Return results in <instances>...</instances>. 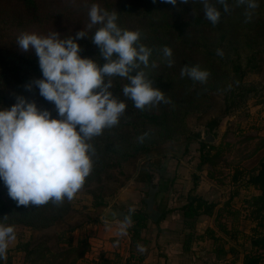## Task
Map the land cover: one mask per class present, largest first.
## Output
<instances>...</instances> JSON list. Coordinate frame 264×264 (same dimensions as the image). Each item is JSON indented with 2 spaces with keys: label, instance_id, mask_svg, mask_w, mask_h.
I'll return each mask as SVG.
<instances>
[{
  "label": "trees",
  "instance_id": "1",
  "mask_svg": "<svg viewBox=\"0 0 264 264\" xmlns=\"http://www.w3.org/2000/svg\"><path fill=\"white\" fill-rule=\"evenodd\" d=\"M0 1L12 5L23 13V17L13 16V20L16 21L15 26L27 24L41 30L48 28L44 35L56 31L61 38H75L78 31H83L86 37L76 41L81 48V57L91 58L100 65L104 63L98 46L91 40L99 25L92 29L88 26L82 29L79 27V30L65 27L66 23L59 26L51 25L69 16L71 4L57 3L50 6V0ZM82 1L85 5L81 8L85 9L86 13L89 11L86 8H90L93 3L103 5L102 9L116 12L117 24L121 29L140 32V43L152 49L148 66L142 65V68L148 78L153 80L154 87L163 91L166 98L171 100L169 104L160 103L141 111L134 106L132 100L123 95V86L128 81L119 76L112 77L113 86L110 90L118 100L126 103V110L116 126L106 128L102 135L90 141L95 149L92 156L93 170L82 188H87L88 184L111 166L106 160L119 162L129 157H137L139 154H145L146 158H149L151 154L163 149L161 142L166 139L176 141L183 137L185 145L189 144L194 139L186 122L187 117L193 112L201 115L219 107L218 112L226 115L239 109L251 98L264 108V0H257L259 7L254 10L248 22H245L243 6L234 7V0H228L231 10L227 13L223 11L222 5L217 4L221 17L216 25L205 18L201 0H189L188 4H181L180 0H177L175 6L162 0ZM212 2L215 3V0ZM73 9L74 7H72L73 12L78 13V10ZM5 26V23L0 21V108H10L16 103V96H23L28 102H34L38 109L49 110L53 117H57L55 105L40 96L39 89L35 85L30 91L26 89L27 84L42 78L35 50L22 51L16 43L17 37L9 35ZM164 46L172 49L174 60L172 67L168 66L161 52ZM217 49L222 50V56L217 55ZM185 65L190 67L198 65L202 70H207L210 73L207 82L201 84L187 76L181 77L180 72ZM251 75H258L259 78H250ZM217 123L218 116L206 121V128L212 132ZM194 134L195 141L200 144L196 168L205 171L208 177L217 180L218 183L219 179L215 175L216 171L214 172L218 165L213 159L219 154V146L205 141L197 133ZM141 136H144L143 141L139 139ZM212 149H215L213 153L210 152ZM158 154L164 156L163 152ZM171 157L178 159L175 154ZM147 165L151 166V164ZM158 171L159 191L169 194V191L172 192V178L166 177L165 166L159 165ZM242 172L244 175H241ZM138 175L139 181L146 183L151 182L153 177L151 171H144L142 168L139 169ZM199 178V174H192V185L186 194L181 196L178 205L172 207L167 204L165 206L168 209L162 211L164 216L166 212L178 210L176 215L184 230L182 238L184 250L189 248L191 241V233L185 232L186 228L190 230L194 228L198 216L212 214L216 206L215 202L207 201L196 192ZM228 182L231 187L236 188L223 204L225 219H219V210L215 213L217 227L223 235L220 240H224L222 244L220 241L219 254L224 251L225 254L238 255L231 257L228 264H264V158L259 159L256 166L247 172L243 168L234 170ZM101 184L103 186V182ZM240 185L245 188L250 186L256 191L244 197L248 208L244 216L251 225L248 230L240 232L242 241L233 242L227 249L226 243L230 239L237 238L234 228L236 221L229 219L227 215L234 214V210L230 208L231 200L235 194H238L237 189ZM3 194L0 189V222L30 224L36 230L52 226L58 228V230L54 229L52 234L44 233L41 238L27 241L24 248L25 260L35 261L43 258L45 264H54L58 259V253L64 251L63 248H66V251H79L76 257L83 255V249L79 248L78 243L72 242L68 232L86 221L71 223L70 218L74 210L71 201L65 200L59 207L51 203L26 207L18 205L10 198L8 192L5 196ZM93 194L99 198L97 205L104 204L103 199H100L102 194L99 196L94 191ZM132 209L134 211L131 212L130 209L125 210L120 217L123 221L130 215L132 220V224L126 230L129 235V253L124 262L140 264L148 253V248L145 246L148 238L143 232L148 230L150 218L144 202ZM95 220L89 219V221ZM205 234L212 236L214 240L218 239L209 228ZM52 242H56L54 248ZM246 242L249 243L248 248L242 246ZM138 245L144 247L143 252L138 249ZM44 252L52 255L49 258L53 260L44 258ZM239 255H241L240 259H237ZM97 257L100 259L95 264H110L103 254L100 253Z\"/></svg>",
  "mask_w": 264,
  "mask_h": 264
},
{
  "label": "clouds",
  "instance_id": "2",
  "mask_svg": "<svg viewBox=\"0 0 264 264\" xmlns=\"http://www.w3.org/2000/svg\"><path fill=\"white\" fill-rule=\"evenodd\" d=\"M162 2L177 4V0ZM180 3L188 4L189 0ZM201 3L205 18L213 25L221 17L217 4L223 6L225 13L231 10L228 0ZM233 6H243L245 22L259 7L257 0H234ZM88 17L89 29L99 25L91 40L100 50L102 65L81 57L76 41L86 37L83 31H78L75 38H61L56 31L47 35L22 32L17 37L22 51L35 50L42 72V78L27 84L26 89L30 91L35 85L57 112V117H53L49 110L38 109L23 96H16V103L10 108H0V180L18 205L38 207L51 203L59 207L83 187L93 170L95 149L90 141L106 128L116 126L126 110V103L110 90L112 77L128 81L123 95L141 111L171 103L142 68L148 66L152 49L140 43V32L121 29L116 12H108L96 3L90 6ZM161 52L172 67V49L164 46ZM217 55L222 56V50L217 49ZM180 75L203 84L210 73L198 65H185ZM139 139L143 141L144 136ZM131 224L129 215L121 223L119 234L125 235ZM15 240V227L0 222V260L7 259L9 245ZM137 247L144 251L142 245Z\"/></svg>",
  "mask_w": 264,
  "mask_h": 264
},
{
  "label": "rangeland",
  "instance_id": "3",
  "mask_svg": "<svg viewBox=\"0 0 264 264\" xmlns=\"http://www.w3.org/2000/svg\"><path fill=\"white\" fill-rule=\"evenodd\" d=\"M57 3L59 5L71 4L69 7V11L71 10V12H69L68 17L56 21L51 25L55 24L59 26V24L66 23L65 27H69L72 30H79V27L82 29L88 26L90 23L88 12L86 13V10L81 8V6L85 5L84 1H49L50 6L57 5ZM72 7L78 10V13L73 12ZM100 7L104 8L103 5H100ZM14 8L15 7L12 5L0 1V21L5 23L9 35L18 37L22 32L44 35L47 32L48 28L41 30L27 24L15 26L16 21L13 20V16L20 15V17H23V13ZM250 78L258 79L259 76L251 75ZM219 100L220 97L218 96V101ZM218 109L219 107L212 108V110L201 115L197 112H193L187 117V128H189L194 139L187 145H185V139L183 137H180L176 141L166 139L161 142V145L164 146L163 149L151 154L149 158H146L147 155L145 154H139L137 157H129L119 162L115 160H106L107 164L111 166L88 184L87 188H81L71 200V205L74 209L72 217L70 218L71 223L76 224L79 223V221H86L83 225L68 232L72 238V242L78 243V245H80L79 248L83 249V255L76 257L79 251H66L67 249L63 248L64 251L58 253L59 255L57 256L60 262L56 259L54 264H70V262L71 264H95L99 261V257H96L97 260H94L93 257L87 255L90 251L91 243L94 241V235L93 230L89 231L86 225L94 222L89 221V219H96L95 221L99 220V214L106 204L117 193L125 190V188L140 190L146 196L148 183L139 181L138 171L140 168L144 171H151L153 176L152 180L154 182L158 179L159 165L165 166L167 168L166 177L172 178V192L178 193L177 195H185L187 189L185 187L186 180H192V174L199 172L196 166L199 159L198 149L200 144L195 141L196 136L194 133H197L200 137L205 136L206 121L211 118H217V116L218 123L212 129V133L216 138L215 145L219 146V154L213 159L216 160L218 165V168L214 170V172L216 171L215 175L219 179L218 184L221 187L225 185L227 197H229L228 192L231 190V186L228 182V178L232 172L238 168H243L247 172L252 167L256 166L259 159L264 158V108L260 104H256L255 99L251 98L243 106L230 114L221 115ZM215 149H212L210 152L213 153ZM162 152L164 156L158 154ZM172 154L177 155L178 159H173L171 157ZM147 164H151V166L149 167ZM241 175H244V173L242 172ZM101 182H103V186ZM0 189L4 193L3 196H5L8 189L3 180H0ZM237 190L238 194L233 196L230 205V208L234 210V214L227 215L229 219H235L236 221L234 228L236 229L235 233L237 234V238L235 240L230 239V241L226 243L227 249L232 246L233 242L240 243V241H242L240 232L248 230L251 225L244 216L248 209L244 197L252 194V188L250 186L245 188L243 185H240ZM93 191L98 193L99 196L102 194V198L100 197V199H103L102 201H104V204H96L99 198L93 194ZM5 224L15 227L16 240L9 245L7 259L0 260V264H45L43 258L35 261L31 259L25 260V243L29 240L32 241L41 238L44 233L52 234L54 229L58 230L57 226L36 230L32 225L20 222ZM55 243L56 242H52L53 248L56 245ZM48 245L50 244L48 243ZM242 246L248 248L249 243L246 242L242 244ZM226 255H228L226 258L227 260H230L231 257L238 256L237 254L235 256V254L232 255L231 253H227ZM43 256L44 258H49L52 255L48 252H44ZM121 256L123 257V255ZM240 256L241 255H239L237 259H240ZM49 259L53 260L52 258ZM124 259L118 256V259L116 258L114 262H117L116 264H125Z\"/></svg>",
  "mask_w": 264,
  "mask_h": 264
},
{
  "label": "crops",
  "instance_id": "4",
  "mask_svg": "<svg viewBox=\"0 0 264 264\" xmlns=\"http://www.w3.org/2000/svg\"><path fill=\"white\" fill-rule=\"evenodd\" d=\"M200 178L196 185V192L203 196L209 202H215L216 206L212 214H201L198 216L194 228L187 229L185 232L191 233L190 246L184 250L182 238L183 228L176 215L178 210L174 209L166 212L163 216L162 211L167 210V204L172 207L177 206L181 195L175 192L159 191L158 181H151L157 186V191L154 195V207L160 212L157 223L149 220L148 230L143 232V235L148 238L145 246L148 248L147 256L141 260L140 264H227L230 260L226 258L228 255L224 251L219 254L220 240L222 233L217 227L216 212L219 210V219L224 220L226 216L223 204L227 198V193L224 186H220L216 180L208 177L205 171L196 172ZM204 173V174H203ZM141 182V181H140ZM148 182V185L151 183ZM191 180H186V192L191 187ZM147 185V190H148ZM252 188V187H251ZM235 187L232 186L228 192V196L234 193ZM252 192L256 191L252 188ZM147 195V193H146ZM168 196V197H167ZM140 190H131L125 188L117 193L103 208L99 214V220L87 224V228L93 230V243H91L90 251L87 253L94 260L98 255L103 254L110 264H116L115 259L118 256L121 259H126L129 249V235H120V225L123 222L120 217L125 210L139 207L145 198ZM167 201V202H166ZM217 210V211H216ZM213 231L218 239L214 240L212 236L205 234L207 229ZM92 238V237H91ZM225 245V244H223ZM144 248V247H143ZM217 250V251H216ZM123 255V257L121 256ZM226 255V256H225ZM124 259V260H125ZM139 264V263H138Z\"/></svg>",
  "mask_w": 264,
  "mask_h": 264
},
{
  "label": "water",
  "instance_id": "5",
  "mask_svg": "<svg viewBox=\"0 0 264 264\" xmlns=\"http://www.w3.org/2000/svg\"><path fill=\"white\" fill-rule=\"evenodd\" d=\"M205 131L206 134L202 138L207 142L215 143L216 142L215 135L209 130V128H206ZM156 191H157V186L155 184L150 183L148 185L147 195L143 199L145 208L148 211L149 218L154 222L157 221V219L160 216V212L154 207V195Z\"/></svg>",
  "mask_w": 264,
  "mask_h": 264
},
{
  "label": "flooded vegetation",
  "instance_id": "6",
  "mask_svg": "<svg viewBox=\"0 0 264 264\" xmlns=\"http://www.w3.org/2000/svg\"><path fill=\"white\" fill-rule=\"evenodd\" d=\"M205 134H206V131H205Z\"/></svg>",
  "mask_w": 264,
  "mask_h": 264
}]
</instances>
